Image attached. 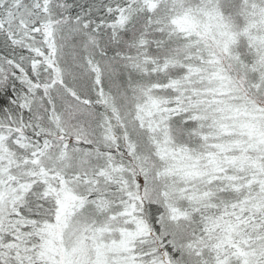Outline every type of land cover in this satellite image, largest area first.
Listing matches in <instances>:
<instances>
[{"label": "snow or ice", "instance_id": "snow-or-ice-1", "mask_svg": "<svg viewBox=\"0 0 264 264\" xmlns=\"http://www.w3.org/2000/svg\"><path fill=\"white\" fill-rule=\"evenodd\" d=\"M0 264H264V0H0Z\"/></svg>", "mask_w": 264, "mask_h": 264}]
</instances>
